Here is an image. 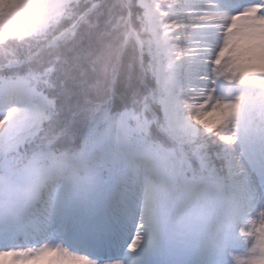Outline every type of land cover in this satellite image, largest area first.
<instances>
[{
    "label": "snow or ice",
    "instance_id": "obj_1",
    "mask_svg": "<svg viewBox=\"0 0 264 264\" xmlns=\"http://www.w3.org/2000/svg\"><path fill=\"white\" fill-rule=\"evenodd\" d=\"M159 7L0 0V259L264 264V0Z\"/></svg>",
    "mask_w": 264,
    "mask_h": 264
},
{
    "label": "rangeland",
    "instance_id": "obj_2",
    "mask_svg": "<svg viewBox=\"0 0 264 264\" xmlns=\"http://www.w3.org/2000/svg\"><path fill=\"white\" fill-rule=\"evenodd\" d=\"M57 0H49V2L55 3ZM149 3H156L159 7V12L157 13L159 16H161L162 19H164V24L162 25V27L164 28H168L169 26L171 27V30L175 31V26L173 25V21L171 19H167L166 18V14H168L170 12V6L174 5L178 2H180V0H148ZM132 238L134 237V233L132 234ZM130 242V240H129ZM24 244V242L22 243V245ZM78 254H83L78 253ZM153 259H158V257H153ZM242 260H249L251 259V255H242L241 256ZM11 260L12 258L9 257L7 258V261L0 259V264H11Z\"/></svg>",
    "mask_w": 264,
    "mask_h": 264
},
{
    "label": "bare ground",
    "instance_id": "obj_3",
    "mask_svg": "<svg viewBox=\"0 0 264 264\" xmlns=\"http://www.w3.org/2000/svg\"><path fill=\"white\" fill-rule=\"evenodd\" d=\"M57 2H58V0L55 3H57ZM50 3H52V2H50Z\"/></svg>",
    "mask_w": 264,
    "mask_h": 264
}]
</instances>
